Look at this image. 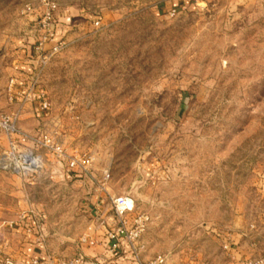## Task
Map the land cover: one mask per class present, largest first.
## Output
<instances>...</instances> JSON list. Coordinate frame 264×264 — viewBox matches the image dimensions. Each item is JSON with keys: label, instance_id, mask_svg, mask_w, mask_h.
<instances>
[{"label": "rangeland", "instance_id": "1", "mask_svg": "<svg viewBox=\"0 0 264 264\" xmlns=\"http://www.w3.org/2000/svg\"><path fill=\"white\" fill-rule=\"evenodd\" d=\"M50 2L54 36L42 53L61 45L42 62ZM27 46L37 57L18 71ZM0 117L43 164L33 178L0 167L2 264H21L8 222L23 212L76 213L63 220L76 232L94 225L83 185L58 182L55 168L67 166L44 136L66 159L90 158V201L125 195L149 215L152 250L141 235L140 259L190 248L196 226L225 218L242 196L252 220L264 209V0H0ZM9 141L0 129V154Z\"/></svg>", "mask_w": 264, "mask_h": 264}, {"label": "crops", "instance_id": "2", "mask_svg": "<svg viewBox=\"0 0 264 264\" xmlns=\"http://www.w3.org/2000/svg\"><path fill=\"white\" fill-rule=\"evenodd\" d=\"M67 19L68 17L61 15L57 18L58 21ZM35 56L32 46L22 48L15 65L18 71L29 72ZM57 166L55 170L59 174L57 180L60 185L67 186L71 183L83 185V193H86L89 202L82 203L83 217L91 222L90 219L95 215L94 225L89 224L76 232L68 225L63 226V220L69 219L68 222L73 223L76 213L56 214L53 210L48 211L42 206L33 209L34 216L30 215L22 221L16 219L15 224L10 227L19 235L16 246L19 253L16 256L21 264H29L33 259L43 258L48 254L61 257L81 255L99 264H132L134 257L128 243L122 242L116 250H112L110 248L112 241L106 236L117 222L114 220L110 195L105 196L104 192L100 191L94 196L95 199L90 201L91 181L87 173L77 170L73 173L62 164ZM262 184L264 186V179ZM242 197L241 207L226 211L225 218L212 221L210 225L196 226L192 247L182 249L190 250L188 253L176 248L167 249L156 255H163L166 258L165 264H243L245 259L264 255V209L253 215L252 220L249 200ZM39 214H43L44 218L38 217ZM27 227L31 228L30 232H26ZM81 237L92 239L94 244L80 242ZM141 239L146 251L150 252L151 241L146 240L144 234ZM156 255L145 254L142 259L148 260ZM2 260L0 259V264Z\"/></svg>", "mask_w": 264, "mask_h": 264}, {"label": "built area", "instance_id": "3", "mask_svg": "<svg viewBox=\"0 0 264 264\" xmlns=\"http://www.w3.org/2000/svg\"><path fill=\"white\" fill-rule=\"evenodd\" d=\"M55 3L50 2L48 5V12L46 13V19L48 22L44 23L43 26L47 28L46 34L37 42L35 50L39 53L42 62H46L50 56L56 53L61 43H55L47 51L43 52V43L47 39H51L54 36L53 26L50 23L51 13L55 8ZM173 13V10L170 14ZM98 24V21L95 22ZM12 81H10L11 83ZM11 86V84H10ZM45 106V104H44ZM0 129H3L6 133L10 135L9 147L0 154V167L4 169H9L26 178H33L39 173L42 168V159L39 155L32 153L31 151H21L18 149L13 135L22 137V140L28 138L26 133L21 132L15 124L14 119L11 117H0ZM43 144L49 149L52 156L56 158L57 162H65L67 169L72 171H80L81 173H88V166L90 164V158L88 156L81 157H67L63 152L60 145L52 143L51 140L44 136ZM109 177V173L105 171L103 173V179L106 180ZM110 203L113 208L114 217L117 219L116 224L113 228L107 232L106 236L109 241H112L110 248L116 250L120 243L127 242L132 249L133 254V264H165L166 258L163 255H156L148 260H142L138 257V250L143 247V245L138 244L139 239L144 232L146 225L148 224L150 217L147 214L137 212V207L134 200L131 197L125 195L109 196ZM34 212L29 210L28 212H23L17 218L22 221L27 219L30 215L34 216ZM133 214L130 223L124 219V216ZM41 219L44 218L43 214H39ZM16 221H9L8 226H13ZM31 228L27 227L26 232H30ZM80 242H86L90 245L94 244L92 239L87 237H81ZM5 264H15L12 260H6ZM29 264H99L97 261H90L83 256L75 257H61L54 256L51 254L46 255L43 258H35ZM207 264V263H204ZM243 264H264V255L258 257H251L245 259Z\"/></svg>", "mask_w": 264, "mask_h": 264}]
</instances>
